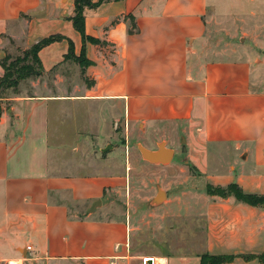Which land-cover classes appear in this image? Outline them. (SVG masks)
Returning <instances> with one entry per match:
<instances>
[{"label":"crops","instance_id":"0c3cea01","mask_svg":"<svg viewBox=\"0 0 264 264\" xmlns=\"http://www.w3.org/2000/svg\"><path fill=\"white\" fill-rule=\"evenodd\" d=\"M74 2L0 0V59L12 42L26 49L63 36L38 51L43 73L19 83L32 94L6 89L7 107L0 98V262L142 264L150 256L176 264L133 250L130 215L110 202L124 185L121 154L105 140L134 137L149 149L164 141L175 152L184 143L211 184L264 195V0L85 7V33L100 40L85 43L92 64L82 71L73 61L77 70L49 79L72 61L64 58L69 40L75 56L81 50L69 19ZM68 106L80 122L71 130L74 145L62 140ZM214 198L210 227L220 217L226 227L224 239L211 230V246L225 245L224 254L234 255L229 263L249 254L264 264V206Z\"/></svg>","mask_w":264,"mask_h":264},{"label":"rangeland","instance_id":"374dc122","mask_svg":"<svg viewBox=\"0 0 264 264\" xmlns=\"http://www.w3.org/2000/svg\"><path fill=\"white\" fill-rule=\"evenodd\" d=\"M244 8L248 9L246 6ZM23 49L24 46H16L12 42L5 50V55L16 57ZM68 63L57 66L45 75L50 79L56 72L66 75L77 70L73 61ZM26 87L27 90L21 91L18 85L12 91L16 94L21 92L32 94L29 86ZM7 97L8 92L5 89L3 93H0V98H4L1 99L3 107H7L9 103L4 101ZM65 109L62 116L63 124L68 126L69 131L65 133L62 140L67 145H74L76 138L71 130L77 128L80 122L70 115L73 111L72 107L68 106ZM108 143H115L116 152L121 154L124 173L121 193L110 199V202H115L130 215L133 227L131 235L133 250L140 251L142 254L154 252L167 255L175 260L176 264H199L200 257L204 253L224 254L225 245L211 246L210 235L211 230H214L218 233V237H221L219 239H224L226 219L220 217L217 227L211 229L209 210L210 205L216 202L214 196L224 198L220 201L221 205L226 204V199L232 196H222V192L217 190V187L226 185L211 184L209 179L188 160L182 144L180 147L177 146L179 148L176 152L174 151L170 162L156 164L141 158L137 148V144L141 142L134 137L128 139L123 135L114 142L111 138H107L105 144L108 145ZM145 144L154 147L149 137H146ZM67 155L77 157L75 152ZM103 155L106 156V153ZM208 188L216 194L209 193ZM158 192L163 193L160 198H158ZM246 256L243 258L245 260L238 258L232 263L225 264H263V261H258L254 257V259L250 258L249 254Z\"/></svg>","mask_w":264,"mask_h":264},{"label":"trees","instance_id":"16d2710c","mask_svg":"<svg viewBox=\"0 0 264 264\" xmlns=\"http://www.w3.org/2000/svg\"><path fill=\"white\" fill-rule=\"evenodd\" d=\"M104 1L110 0H75L74 14L69 17L74 29L77 30L81 36L82 46L79 55L75 56L73 53V43L71 40H69L68 51L64 58L71 59L72 61L78 63L82 71H84L86 66L92 64V61L85 57V43L87 41L95 44L100 43V40L86 35L84 29L83 10L85 7H96ZM62 38L63 36L54 34L39 40L26 49H23L21 54L17 55L16 57L5 55L3 58H1L0 66L3 68V73L0 76V93L8 88L15 89L22 80L40 76L43 73V67L38 57V51L43 46L54 41H59ZM217 190L222 192V196L232 195L238 201H242L249 205L264 206V195L246 193L236 183H229L225 187H217ZM211 191L212 189L210 190V188H208L209 193L216 194V192ZM249 257L253 258L254 256L249 255ZM233 258L234 255L232 254L204 253L200 257L199 264H225L231 262Z\"/></svg>","mask_w":264,"mask_h":264},{"label":"water","instance_id":"95a60500","mask_svg":"<svg viewBox=\"0 0 264 264\" xmlns=\"http://www.w3.org/2000/svg\"><path fill=\"white\" fill-rule=\"evenodd\" d=\"M137 148L141 158L150 163L165 164L170 162L174 155V150L167 147L164 141L159 142L155 149H149L142 144H137ZM182 149L185 151L184 143L182 145ZM161 193L162 192H158V198L162 196ZM96 204H99V201H97ZM93 206L95 207V204Z\"/></svg>","mask_w":264,"mask_h":264},{"label":"built area","instance_id":"2783aa9c","mask_svg":"<svg viewBox=\"0 0 264 264\" xmlns=\"http://www.w3.org/2000/svg\"><path fill=\"white\" fill-rule=\"evenodd\" d=\"M27 249H30V246H27ZM141 262H142V264H154L153 263V257H150V256H146V257L142 258Z\"/></svg>","mask_w":264,"mask_h":264},{"label":"bare ground","instance_id":"6f19581e","mask_svg":"<svg viewBox=\"0 0 264 264\" xmlns=\"http://www.w3.org/2000/svg\"><path fill=\"white\" fill-rule=\"evenodd\" d=\"M162 194H163V193H162ZM162 194H161V195H162ZM157 263H158V262H157Z\"/></svg>","mask_w":264,"mask_h":264}]
</instances>
